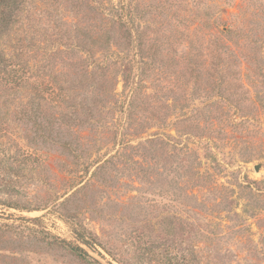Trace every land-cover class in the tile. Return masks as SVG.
I'll return each mask as SVG.
<instances>
[{
    "label": "rangeland",
    "instance_id": "374dc122",
    "mask_svg": "<svg viewBox=\"0 0 264 264\" xmlns=\"http://www.w3.org/2000/svg\"><path fill=\"white\" fill-rule=\"evenodd\" d=\"M81 1L28 0L5 47L0 264H264V0H125L131 36ZM32 83L59 143L26 139Z\"/></svg>",
    "mask_w": 264,
    "mask_h": 264
},
{
    "label": "trees",
    "instance_id": "16d2710c",
    "mask_svg": "<svg viewBox=\"0 0 264 264\" xmlns=\"http://www.w3.org/2000/svg\"><path fill=\"white\" fill-rule=\"evenodd\" d=\"M28 0H0V42L3 39H6V41L0 43V85L4 89V91L11 96V99H18L20 93L22 90L29 86L27 83V80L29 79L27 66L25 65L23 59L18 57V54L16 52L10 51V53H7L8 50L5 48L7 46V41H10V32L13 29V27H16V24L21 23V13H23L26 2ZM49 2V0H46ZM52 1V0H50ZM57 0H54L56 2ZM117 4H115L112 0H95L93 2V5H89V7H86V3L82 5V1L80 3H75L71 7L75 8L77 11H81V7L84 11H87L89 13H99L103 14L105 13L108 17V24H110V28L114 29V26L118 25H125L127 31L129 32V36H131L130 33L133 32L132 30V22H133V14L130 11V9L125 12V0H117ZM66 22L60 21V24L57 26H64L66 25ZM30 27V26H29ZM33 27V26H32ZM95 27V25H94ZM66 30L61 29L60 32L65 33ZM260 35V34H259ZM257 34H254V40L251 41L252 44H256V41L258 37H260ZM113 40V39H112ZM115 42V41H113ZM108 41H105L104 44L107 45ZM91 46V44H90ZM81 47V46H80ZM83 47V46H82ZM257 46V50H258ZM84 48V47H83ZM85 49V53L87 55L90 54V49ZM222 49V47H219V50ZM256 47H253V50H255ZM263 53V52H262ZM218 56L220 57V52H217ZM252 54V53H248ZM21 55V54H20ZM264 55V53H263ZM249 58V57H248ZM247 57H244V60H249ZM255 63H259L256 59H254ZM249 63L251 61L249 60ZM261 63H264V57L263 61ZM102 68V67H100ZM104 76V74L102 73ZM91 77V76H90ZM129 77L126 75L123 77V82H128ZM131 87H134V83L131 82ZM31 90L29 89L30 93V106L25 108V115L32 118V127H34V132L32 137H26V139L29 141V143L36 144L38 139H41L42 142L52 141L59 143V139L51 136V130H49V125L42 123V121H38L39 118V111H38V105L37 107H33V105L36 103V98H39L38 92L40 91V86L36 83H32ZM43 90L50 91V85H47L46 83L42 85ZM41 92V91H40ZM65 100V99H63ZM128 118V115L126 116V119ZM63 146H67L69 143L62 142ZM7 207L11 208H17L16 204L8 203ZM76 240L80 242L81 244L85 245L88 248H92L93 243H95L94 239L91 237H87L86 235H83V233H79L76 237ZM74 251L78 252L79 256H88L80 247L75 246ZM83 254V255H82Z\"/></svg>",
    "mask_w": 264,
    "mask_h": 264
},
{
    "label": "water",
    "instance_id": "95a60500",
    "mask_svg": "<svg viewBox=\"0 0 264 264\" xmlns=\"http://www.w3.org/2000/svg\"><path fill=\"white\" fill-rule=\"evenodd\" d=\"M260 167H261V164L258 163L257 165H254V170L255 171H258Z\"/></svg>",
    "mask_w": 264,
    "mask_h": 264
}]
</instances>
